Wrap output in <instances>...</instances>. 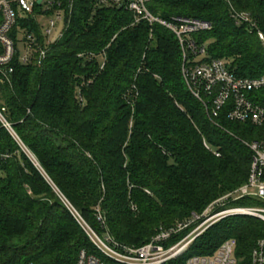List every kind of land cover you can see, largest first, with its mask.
Masks as SVG:
<instances>
[{
    "label": "trees",
    "instance_id": "16d2710c",
    "mask_svg": "<svg viewBox=\"0 0 264 264\" xmlns=\"http://www.w3.org/2000/svg\"><path fill=\"white\" fill-rule=\"evenodd\" d=\"M147 7L163 19L211 24L191 34L204 53L188 51L185 64L220 58L238 76L264 74L256 35L264 34V0H148ZM231 7L248 13L253 28L237 24ZM182 64L169 29L134 22L124 7L97 0L74 1L40 65L14 58L10 84L0 82V106L37 165L0 127V153L7 154L0 159V264H75L82 249L97 254L61 197L97 232L138 246L247 181L246 143L264 138V123L229 120V106L211 116L187 87ZM254 93L264 104V90ZM263 236L257 217H224L165 264L212 254L229 237L237 264H250Z\"/></svg>",
    "mask_w": 264,
    "mask_h": 264
},
{
    "label": "built area",
    "instance_id": "2783aa9c",
    "mask_svg": "<svg viewBox=\"0 0 264 264\" xmlns=\"http://www.w3.org/2000/svg\"><path fill=\"white\" fill-rule=\"evenodd\" d=\"M75 0H0V82L10 84L14 71V58L22 64L32 59L38 65L45 58L49 44L55 43L67 27ZM103 6H120L132 13L134 22L141 20L149 24L157 23L169 29L177 38L182 52V76L184 81L198 100L202 102L207 113L218 115L226 106L229 120L250 122L260 126L264 123V104L255 100V91L264 90V74L247 77L238 76L232 72L224 59L185 64L188 51L196 56L204 53V48H198L191 39V34L209 30L211 24L203 19L172 16L163 19L152 14L148 7V0H97ZM231 16L237 24L254 23L248 13L237 11L231 7ZM27 23L37 28L28 30ZM39 31V32H38ZM256 35L264 48V34L257 30ZM0 127L4 128L16 141L26 155L37 162L34 156L22 143L12 124L4 114V107L0 106ZM204 146H209L203 142ZM252 152L247 181L233 191L209 203L200 214H192L189 220L178 222L169 228L160 227L159 230L145 243L132 246L116 240L110 233L94 230L63 197L62 202L72 213L82 227L97 254L84 249L80 250L75 264H165L168 260L183 254L193 240L204 232L207 222L214 223L226 216L249 215L264 221V138L246 143ZM215 156L219 153L214 152ZM7 154L0 153V159ZM146 192H149L146 190ZM244 197H253L263 204L259 206H231L221 208L207 216L198 225L192 223L206 216L215 207L225 206L227 203ZM97 218L103 223L99 209ZM186 234L175 242L172 238L186 231ZM236 239H224L217 249L208 255H192L185 264H236ZM250 264H264V236L259 238L251 253Z\"/></svg>",
    "mask_w": 264,
    "mask_h": 264
},
{
    "label": "rangeland",
    "instance_id": "374dc122",
    "mask_svg": "<svg viewBox=\"0 0 264 264\" xmlns=\"http://www.w3.org/2000/svg\"><path fill=\"white\" fill-rule=\"evenodd\" d=\"M238 200H240V199H238ZM258 200V199H257ZM260 201V200H259ZM238 201L236 200V201H232V202H229V203H227V205H225V206H219V208L218 207H215L211 212H209L206 216H204V217H202V218H200L199 220H197V221H195V222H193L192 223V227H194V226H196V225H198L201 221H203V219H205L207 216H209V215H211V214H213L214 212H216V211H218V210H220L221 208H225V207H233V206H259V205H240V204H238L237 203ZM260 205H262V204H260ZM233 216H247V215H233ZM249 216V215H248ZM226 217H229V216H226ZM187 220H189V218L187 219ZM217 222V221H216ZM216 222H214V223H216ZM214 223H211L210 221L209 222H207L203 227H204V231H206L212 224H214ZM188 230H186V231H184V232H181L182 233V236H184L185 234H186V232H187ZM181 233H179V234H181ZM203 233V232H202ZM201 233V234H202ZM178 235V234H177ZM181 236V237H182ZM234 255H235V253H234ZM235 258H236V260H237V257H236V255H235ZM237 264V263H236Z\"/></svg>",
    "mask_w": 264,
    "mask_h": 264
}]
</instances>
